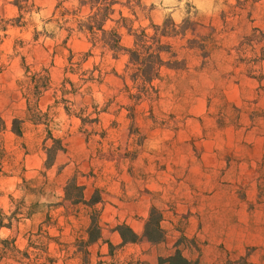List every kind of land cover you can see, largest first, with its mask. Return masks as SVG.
I'll return each mask as SVG.
<instances>
[{
	"label": "rangeland",
	"instance_id": "1",
	"mask_svg": "<svg viewBox=\"0 0 264 264\" xmlns=\"http://www.w3.org/2000/svg\"><path fill=\"white\" fill-rule=\"evenodd\" d=\"M13 1L0 0V212L12 220L0 250L13 242L0 264H168L176 251L187 264H264V5L116 0L113 19L133 29L167 18L186 28L168 40L180 68L136 100L124 51H89L69 34L86 14L72 15L76 2L30 0L20 14ZM34 73L48 77L38 99ZM50 137L64 150L47 167ZM71 184L81 201L75 188L65 200ZM152 210L159 243L144 236ZM91 215L101 238L88 245ZM119 225L139 240L119 249Z\"/></svg>",
	"mask_w": 264,
	"mask_h": 264
},
{
	"label": "trees",
	"instance_id": "2",
	"mask_svg": "<svg viewBox=\"0 0 264 264\" xmlns=\"http://www.w3.org/2000/svg\"><path fill=\"white\" fill-rule=\"evenodd\" d=\"M30 0H14L12 4L18 9L20 14L28 12L32 4H28ZM58 6L63 2H76L77 6L72 12L73 16H77L83 11L86 12L82 18H75L71 29H68L69 34L83 35L92 49L99 47L101 49L110 51L116 57L121 51L128 55V61L125 65V74L122 79L127 78L132 82L133 87L137 90L135 99L139 100L141 97L152 100L153 95H157L158 90L153 85L154 81H161V70L165 69H179L182 61L177 59V53L173 50L172 45L168 42L169 39L177 36H182L186 32V28L180 29L170 18L165 19L161 25L150 23L147 28L133 29L132 20L122 16L119 12L117 20L113 19L116 13L115 6L119 3L116 0H57ZM241 1V0H237ZM244 1V0H243ZM20 15L16 20L21 19ZM108 22H114L115 25L110 27ZM188 22V20H184ZM127 29L132 37V45L129 48H124L121 45V29ZM151 30L152 32H149ZM167 58V59H166ZM29 83L33 84L32 94L38 99L41 96L42 90L48 83V77L40 73H34L30 77ZM29 102V101H28ZM29 104V103H28ZM5 130V123L0 117V132ZM10 131L18 138L22 136L20 129V121L15 119L12 122ZM51 144H45L44 150L46 155V166L50 167L56 154L63 151V144L59 139L50 137ZM75 188L79 193L77 201L82 200L81 186L70 185L65 189V200L71 201L72 197L69 189ZM100 202V197L91 198L87 204L88 207H93ZM155 211L152 210L150 217L144 228V236L149 242L159 243L164 239L163 230L160 227L159 217H154ZM7 220V223L4 221ZM11 217L6 218L0 212V228L11 227ZM121 245L127 243H136L139 240L138 235L133 232L131 228L126 225H119L116 228ZM99 227L97 217L91 215L90 226L87 230L86 243L91 245L100 239ZM3 247L0 253V262L8 250V245L12 241L2 240ZM9 243V244H8ZM166 262L168 264H187V261L181 256L179 251H176L173 256H170Z\"/></svg>",
	"mask_w": 264,
	"mask_h": 264
},
{
	"label": "crops",
	"instance_id": "3",
	"mask_svg": "<svg viewBox=\"0 0 264 264\" xmlns=\"http://www.w3.org/2000/svg\"><path fill=\"white\" fill-rule=\"evenodd\" d=\"M257 1H258V2L256 3L257 6L264 5V0H257ZM161 228H162V227H161ZM183 235H184V236H188L187 233H183ZM99 240H100V239H99ZM99 240H98V241H99ZM118 244H119V245H118V246H119V249H124L125 246L128 245V243L125 244V245H121V241H120V240H119ZM108 255H109V254H108ZM103 256H105V255H102V257H103ZM109 256H110V255H109ZM110 257H113V258H114V256H110ZM184 258H186V260H189V259H187V257H184Z\"/></svg>",
	"mask_w": 264,
	"mask_h": 264
}]
</instances>
